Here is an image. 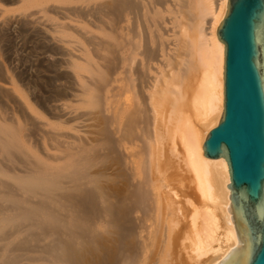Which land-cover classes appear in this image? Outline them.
<instances>
[{
    "label": "bare ground",
    "instance_id": "6f19581e",
    "mask_svg": "<svg viewBox=\"0 0 264 264\" xmlns=\"http://www.w3.org/2000/svg\"><path fill=\"white\" fill-rule=\"evenodd\" d=\"M10 1L0 33L44 20L55 45L78 28L53 16L68 11L100 37L68 50V104L34 102L35 74L0 68V264H217L236 249L226 161L202 150L223 110L226 0ZM167 173L199 205L171 201Z\"/></svg>",
    "mask_w": 264,
    "mask_h": 264
},
{
    "label": "water",
    "instance_id": "95a60500",
    "mask_svg": "<svg viewBox=\"0 0 264 264\" xmlns=\"http://www.w3.org/2000/svg\"><path fill=\"white\" fill-rule=\"evenodd\" d=\"M216 30L224 46L223 110L203 156L223 158L236 249L217 264H264V0H226Z\"/></svg>",
    "mask_w": 264,
    "mask_h": 264
},
{
    "label": "rangeland",
    "instance_id": "374dc122",
    "mask_svg": "<svg viewBox=\"0 0 264 264\" xmlns=\"http://www.w3.org/2000/svg\"><path fill=\"white\" fill-rule=\"evenodd\" d=\"M3 1L5 2H9V4H8V2L6 3V4H4L3 3ZM12 3V4H11ZM17 5L18 4H15L14 2H11L10 0H0V8L1 9H10V8H14V7H17ZM170 7V6H169ZM64 14V15H63ZM62 15L61 14H54L53 16L55 17V19H56V21H58V22H60V23H63V24H66V25H75L76 27H78V28H76V30H70L71 32H72V36L71 37H69V38H65V39H60V41H57L56 40V43H55V45H51V44H47L46 43V40H43V38L42 37H44L45 35H49V36H51V34L53 33V25L51 24V23H49V22H46V21H44V20H40L39 21V23H37L36 25H35V27H34V29H32V30H26V29H19V28H10V29H8L7 31H5V32H2V33H0V68H2V69H5V67L7 66H9V68H11V66L13 67V68H16V69H18V70H26L27 72V74L29 73L30 75H31V77L34 75V78L32 77V79L33 80H35L34 81V83H35V100H33L34 102H37L36 100H38V97L39 96H41V97H39V101H41V100H44V101H46L48 98H47V96L49 97V99L47 100V101H49L50 100V98H52V100L54 101L55 99V101L53 102L52 100H50V103H56V104H61V103H64V104H68V102H70V100L68 99V98H70L71 99V101H73L74 99H75V97H73L71 94H73V90L75 91V87H74V85H72V79L71 78H68V50H72V51H76V50H79V48L81 49V45H79L77 42L78 41H80L83 45H85V40H86V38L84 39V37H88V36H90V35H93V36H96V37H100V35L97 33V31L95 30V27H94V23L92 22V25H93V27H92V25H89L90 23H91V20L89 21V19H86V18H83V19H79L78 17H76V16H72V14L70 15L69 13H68V11L67 12H64ZM167 16H169L168 14H166ZM61 18V19H60ZM87 21L89 22V24L87 23ZM78 22H83L82 24L83 25H85L87 28L86 29H88V31H89V33H86L85 31H83L82 29H80L79 28V26L81 25V23H78ZM17 29V30H16ZM10 30V31H9ZM15 30H16V32H18V33H16L15 32ZM39 30V31H38ZM78 30V31H77ZM12 31V32H11ZM20 31L22 32L21 34H20ZM31 31H33V32H31ZM74 31H76V33L74 32ZM83 32H85V34L83 33ZM37 33H39V34H37ZM80 33V34H79ZM32 35H33V37H32ZM77 35H79V36H77ZM171 35V34H170ZM11 36H12V38H11ZM30 36V37H29ZM81 36H82V38H81ZM32 37V38H31ZM12 40V41H11ZM16 40V41H15ZM6 41H7V43H6ZM27 41H28V43H27ZM32 42V43H31ZM18 43H19V46H18ZM36 43V44H35ZM2 44H4L3 45V47H2ZM8 44V45H7ZM16 44H17V46H16ZM7 47H6V46ZM27 47H26V46ZM38 45V46H37ZM45 45H47L46 47H45ZM61 45V46H60ZM25 46V47H24ZM30 46V47H29ZM35 46V47H34ZM21 47V48H20ZM53 48V50H55V51H53V50H51L52 48ZM79 47V48H78ZM170 47H172L171 45H170ZM5 48H6V51H5ZM14 48V49H13ZM19 48V49H18ZM25 48V49H24ZM26 48H28V49H26ZM35 48H38V49H36L35 50ZM42 48V49H41ZM47 48V49H46ZM51 48V49H50ZM58 48H60V49H58ZM4 49V50H3ZM39 49H40V51H39ZM46 51H45V50ZM58 49V50H57ZM13 50V51H12ZM15 50H16V52H15ZM23 50V51H22ZM25 50V51H24ZM29 50H33V51H31V53H30V51ZM45 52V54L44 53H42L43 51ZM20 51H21V54H20ZM61 51H62V53H61ZM7 52V53H6ZM29 52V53H28ZM37 54H35V53ZM52 53V54H50V53ZM58 54H57V53ZM8 53H9V55H11V54H13V55H11L13 58H14V62H13V58L11 57V56H9L8 55ZM23 53V54H22ZM26 53V54H25ZM40 53H41V55H40ZM5 54H7L6 56H5ZM15 54H19V55H15ZM43 54V55H42ZM61 54H62V57H61ZM64 54V55H63ZM25 55H28V56H25ZM29 55H30V57H29ZM67 55V56H66ZM17 56V57H16ZM19 56V57H18ZM47 56H50L51 57V63H52V67H50L51 66V63H50V66H48V67H46V65H45V57H47ZM3 57V58H2ZM4 57H6V58H4ZM9 57H11L12 58V60H11V58H9ZM57 57V58H56ZM66 57V58H65ZM16 58V59H15ZM19 58V59H18ZM28 58H29V61H28ZM32 58V59H31ZM43 58V59H42ZM53 58H55V60H54V63L52 62L53 61ZM22 59V60H21ZM24 59H26V60H24ZM40 59V60H39ZM39 60V61H38ZM43 60V61H42ZM59 60H61V61H59ZM7 61H8V63H7ZM66 61V62H65ZM40 62V63H39ZM55 62H58V63H55ZM13 63V64H12ZM18 63V64H17ZM30 64V65H28V64ZM42 63V64H41ZM8 64V65H7ZM26 64L28 65V66H26ZM37 66H36V65ZM56 64H59L60 65V67L59 68H57L58 67V65H56ZM11 65V66H10ZM43 65H45L44 66V68H42V66ZM36 67V70H35V67ZM41 66V67H40ZM26 67V68H25ZM38 67V68H37ZM50 67V68H49ZM54 67V68H53ZM56 67V68H55ZM31 68V70H29V69ZM48 71H47V70ZM53 70V71H52ZM64 70V71H63ZM51 73H50V72ZM60 71V72H59ZM61 71H62V73H61ZM66 71V72H65ZM32 72V73H31ZM35 72V73H34ZM56 72V73H55ZM58 73H60V74H58ZM55 74V75H54ZM58 74V75H57ZM64 74V75H63ZM43 75H45V76H43ZM52 75V76H51ZM61 75V78L59 77ZM63 75V76H62ZM43 76V77H42ZM48 76V77H47ZM50 76V77H49ZM57 78H56V77ZM37 77V78H36ZM45 77V80H46V82L48 83V85H46L47 83H45V80L43 79ZM58 77H59V79H58ZM37 80H36V79ZM51 78V79H50ZM50 79V80H49ZM53 79V80H52ZM56 79L58 80L57 81V84H56ZM50 82H49V81ZM65 80H66V82H65ZM54 81V82H53ZM39 82H41V83H39ZM44 82V83H43ZM53 83H55V84H53ZM68 83V84H67ZM71 83V84H70ZM39 84H42V86L41 85H39ZM65 84V85H64ZM37 85H38V87L40 88H38L37 87ZM72 85V86H71ZM53 88H52V87ZM65 86H68V87H65ZM51 87V88H50ZM57 87V88H56ZM74 87V88H73ZM46 88L48 89V90H46ZM62 88V89H61ZM68 88V89H67ZM38 89V90H37ZM60 89V90H59ZM65 90V92H66V94H65V92H64V90ZM51 90H54V91H56L57 90V92H58V90L60 91L59 93H57V92H49V91H51ZM38 91V92H37ZM63 91V92H62ZM40 92V93H39ZM42 92L44 93V94H42ZM49 92V93H48ZM65 95H63L64 97L63 98H61V94L62 93ZM25 93V92H24ZM54 93H56V94H54ZM61 93V94H60ZM71 93V94H70ZM26 94V93H25ZM39 96H38V95ZM59 94V95H58ZM67 94H68V96H67ZM51 95H53L52 97H51ZM57 95V96H56ZM71 95V96H70ZM34 97V96H33ZM45 97V98H44ZM73 99V100H72ZM76 100V99H75ZM32 101V100H31ZM179 110L180 111H183V112H185L186 111V113L187 114H191L192 113V109L188 106V105H182V106H180L179 107ZM168 175H169V173H167L166 174V182H165V185L164 186H166V188H162L163 189V191H165L166 192V194H168V197H170V200L171 201H178L179 203H180V205H182L183 207H188V202H192V203H194V205H199V200H198V198L196 197V195H195V193H194V191H193V189L191 188V185L188 183V180H186V181H179L178 179H174V180H169L168 179ZM168 182V183H167ZM184 211H188V213H189V211H192V210H184Z\"/></svg>",
    "mask_w": 264,
    "mask_h": 264
}]
</instances>
